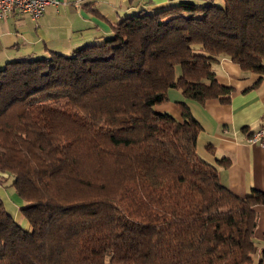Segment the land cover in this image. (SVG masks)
<instances>
[{
	"label": "trees",
	"instance_id": "1",
	"mask_svg": "<svg viewBox=\"0 0 264 264\" xmlns=\"http://www.w3.org/2000/svg\"><path fill=\"white\" fill-rule=\"evenodd\" d=\"M223 56L264 75V0L142 9L100 42L0 66V181L28 222L0 198V264H264V192L220 182L184 101L180 119L155 110L170 88L228 101Z\"/></svg>",
	"mask_w": 264,
	"mask_h": 264
},
{
	"label": "crops",
	"instance_id": "2",
	"mask_svg": "<svg viewBox=\"0 0 264 264\" xmlns=\"http://www.w3.org/2000/svg\"><path fill=\"white\" fill-rule=\"evenodd\" d=\"M179 1L182 0H58L57 4L46 5L36 20L14 11L0 19V66L27 56H47L50 51L69 53L83 44L100 42L120 19L142 9L155 11ZM188 1L207 4L212 0ZM213 68L217 81L232 87L228 101L210 98L201 103L170 88L168 100L155 105V110L180 119L178 102L184 101L201 126L196 151L204 160L218 165L220 182L241 197L253 189L264 192V145L251 139L264 127V75L243 70L227 56L215 62ZM258 80L261 82L254 86ZM223 157L226 160L219 162ZM11 180L0 181V198L21 224V199L8 185ZM254 209L258 214L254 232L257 260L264 252V203L254 205ZM25 222L22 227L27 228Z\"/></svg>",
	"mask_w": 264,
	"mask_h": 264
},
{
	"label": "built area",
	"instance_id": "3",
	"mask_svg": "<svg viewBox=\"0 0 264 264\" xmlns=\"http://www.w3.org/2000/svg\"><path fill=\"white\" fill-rule=\"evenodd\" d=\"M57 3L58 0H0V19L18 11L36 20L42 15L46 5ZM251 139L264 145V127L253 133Z\"/></svg>",
	"mask_w": 264,
	"mask_h": 264
},
{
	"label": "rangeland",
	"instance_id": "4",
	"mask_svg": "<svg viewBox=\"0 0 264 264\" xmlns=\"http://www.w3.org/2000/svg\"><path fill=\"white\" fill-rule=\"evenodd\" d=\"M217 1H219V0H217ZM8 192H9V190H8ZM21 225L24 226V227L26 226V222H25L24 218L21 219Z\"/></svg>",
	"mask_w": 264,
	"mask_h": 264
}]
</instances>
